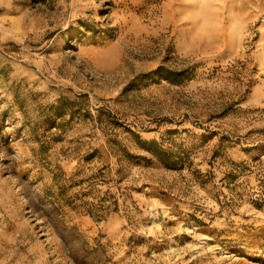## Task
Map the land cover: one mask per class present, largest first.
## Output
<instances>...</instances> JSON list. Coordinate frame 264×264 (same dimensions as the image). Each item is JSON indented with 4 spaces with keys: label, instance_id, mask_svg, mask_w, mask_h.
I'll return each instance as SVG.
<instances>
[{
    "label": "rangeland",
    "instance_id": "374dc122",
    "mask_svg": "<svg viewBox=\"0 0 264 264\" xmlns=\"http://www.w3.org/2000/svg\"><path fill=\"white\" fill-rule=\"evenodd\" d=\"M0 264H264V0H0Z\"/></svg>",
    "mask_w": 264,
    "mask_h": 264
}]
</instances>
